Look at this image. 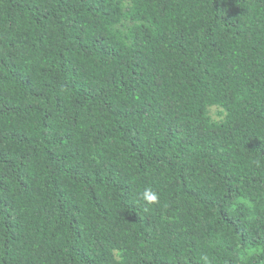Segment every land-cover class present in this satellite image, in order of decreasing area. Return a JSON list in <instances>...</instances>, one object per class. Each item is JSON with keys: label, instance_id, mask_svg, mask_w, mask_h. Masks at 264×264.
<instances>
[{"label": "trees", "instance_id": "1", "mask_svg": "<svg viewBox=\"0 0 264 264\" xmlns=\"http://www.w3.org/2000/svg\"><path fill=\"white\" fill-rule=\"evenodd\" d=\"M0 264H264V0H0Z\"/></svg>", "mask_w": 264, "mask_h": 264}, {"label": "clouds", "instance_id": "2", "mask_svg": "<svg viewBox=\"0 0 264 264\" xmlns=\"http://www.w3.org/2000/svg\"><path fill=\"white\" fill-rule=\"evenodd\" d=\"M142 199L148 204H154L158 202L159 196L158 193L154 191L152 187H145L142 193Z\"/></svg>", "mask_w": 264, "mask_h": 264}]
</instances>
